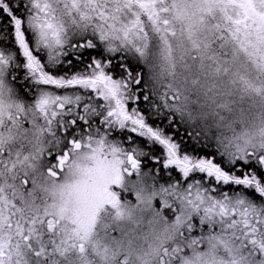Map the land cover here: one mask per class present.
<instances>
[{"label":"snow or ice","instance_id":"obj_1","mask_svg":"<svg viewBox=\"0 0 264 264\" xmlns=\"http://www.w3.org/2000/svg\"><path fill=\"white\" fill-rule=\"evenodd\" d=\"M0 264H264V0H0Z\"/></svg>","mask_w":264,"mask_h":264}]
</instances>
